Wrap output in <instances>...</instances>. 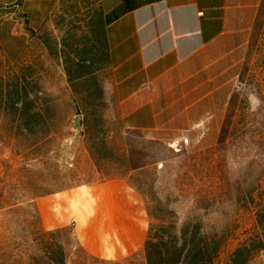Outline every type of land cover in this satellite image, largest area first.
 I'll return each mask as SVG.
<instances>
[{
  "label": "crops",
  "instance_id": "obj_1",
  "mask_svg": "<svg viewBox=\"0 0 264 264\" xmlns=\"http://www.w3.org/2000/svg\"><path fill=\"white\" fill-rule=\"evenodd\" d=\"M263 7L264 0H0V27L11 58L30 41L45 52L46 32L50 59L69 52V35L80 40L73 51L88 52L82 64L92 76L107 75L102 87L125 129L148 139H204L215 138L226 117ZM49 209L46 227L73 223L97 259L124 260L145 244V199L126 179L52 194Z\"/></svg>",
  "mask_w": 264,
  "mask_h": 264
},
{
  "label": "rangeland",
  "instance_id": "obj_2",
  "mask_svg": "<svg viewBox=\"0 0 264 264\" xmlns=\"http://www.w3.org/2000/svg\"><path fill=\"white\" fill-rule=\"evenodd\" d=\"M5 29L6 25H1L0 91L11 81L27 77L30 90L38 94L35 101L39 106L52 101L49 117L53 132L58 135L56 152L47 155L46 150L30 149L32 142L12 135L20 133L14 115L0 108V264H35L46 257L49 245L64 248L67 264H146L144 245L124 260H101L82 248L73 223L57 229L46 227L51 213L49 199L55 193H40L61 186L101 182L88 150L89 137L80 133H111V148L127 149L132 145L143 152V163L159 160V172L149 168L148 178L156 180V188L169 196L182 219L198 217L207 226L226 231L229 239L223 261L257 234L256 212L264 203V10L248 60L234 79L230 105L215 138L206 135L196 139L185 134L176 139H159L161 145L156 139L125 129L112 96L105 95L101 108L91 107L92 112L85 115V126L78 131L76 97L63 61L50 59L44 42L46 51L40 52L33 41L26 42L21 57H9L3 37ZM25 30L34 36L27 24ZM43 37L48 40V32ZM95 77L98 86H103L107 75ZM96 83L83 81L78 90L83 93ZM77 98L83 102L91 100ZM71 133L75 136L71 137ZM185 137L190 139L188 147L172 148L173 143ZM101 159L105 170H116L117 165L105 157ZM149 224L146 210V236ZM50 232L55 234L48 240L44 235ZM252 264H264V252L255 255Z\"/></svg>",
  "mask_w": 264,
  "mask_h": 264
},
{
  "label": "trees",
  "instance_id": "obj_3",
  "mask_svg": "<svg viewBox=\"0 0 264 264\" xmlns=\"http://www.w3.org/2000/svg\"><path fill=\"white\" fill-rule=\"evenodd\" d=\"M263 10L264 7L258 17L256 28ZM44 44L49 50L48 40L44 41ZM79 44L80 40L69 35L68 42L63 43L64 46L68 47L69 52L65 54L63 51L62 61L73 94L76 97L77 115L83 116L82 124L84 127L87 118L85 115L92 112L91 107L93 109L94 107L101 108L104 105L105 92L103 87L98 86L95 82L96 77L91 75V68L82 64L89 61L88 52L82 55L80 51H73L72 48ZM83 81L96 84L89 85L88 90L82 93L79 92L78 86ZM35 96L37 99L38 94L36 95L33 89L30 90L27 77L18 78V81H11L5 89L2 88L0 91V99L2 100L0 101V108L8 114H13L18 123L20 133H12L14 137L25 138L32 142L30 149L37 150L40 148L46 150V154L50 155L56 152L58 135L53 132L52 119L49 117L52 101L48 100L44 106H39L35 101ZM77 96L91 100L83 102ZM80 134L89 137L91 146L88 150L95 160L101 181L116 178L126 179L145 198L146 210L150 219L144 244L146 264H252L255 255L264 252V203L257 208L256 212L257 234L239 246L229 259L223 261L222 257L229 239L226 231L219 232L207 226L198 217L182 219L178 210L173 207V202L169 196H164L162 190L156 188V180L148 178L147 170L149 168L152 167L156 174L159 172L157 168L159 160L154 159L151 163H143V152L132 147V145L128 146L127 149L115 146L114 148L117 149L115 151L110 147L112 143L111 133ZM70 136L74 137L75 134L71 133ZM155 142L161 145L159 139H156ZM101 156L117 165L116 170H105L101 163ZM91 183L89 181L84 184ZM76 186H80V184L61 186L53 190L43 191L40 194H52ZM54 234L55 232H50L44 236L50 240L49 238H52ZM51 241L53 242V240ZM46 250L48 251L46 257L40 261L35 259V264H67L63 247L54 248L49 245Z\"/></svg>",
  "mask_w": 264,
  "mask_h": 264
},
{
  "label": "built area",
  "instance_id": "obj_4",
  "mask_svg": "<svg viewBox=\"0 0 264 264\" xmlns=\"http://www.w3.org/2000/svg\"><path fill=\"white\" fill-rule=\"evenodd\" d=\"M189 144H190V139L185 137L181 139L180 141L173 143L171 146L172 148L179 150V148L181 147H188Z\"/></svg>",
  "mask_w": 264,
  "mask_h": 264
},
{
  "label": "water",
  "instance_id": "obj_5",
  "mask_svg": "<svg viewBox=\"0 0 264 264\" xmlns=\"http://www.w3.org/2000/svg\"><path fill=\"white\" fill-rule=\"evenodd\" d=\"M76 123H77V130L78 131H81L82 130V127H83V124H82V116L81 115L77 116Z\"/></svg>",
  "mask_w": 264,
  "mask_h": 264
}]
</instances>
